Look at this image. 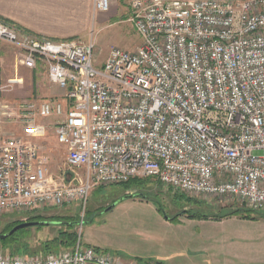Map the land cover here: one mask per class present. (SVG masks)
<instances>
[{
	"label": "built area",
	"instance_id": "obj_1",
	"mask_svg": "<svg viewBox=\"0 0 264 264\" xmlns=\"http://www.w3.org/2000/svg\"><path fill=\"white\" fill-rule=\"evenodd\" d=\"M128 6L141 44L112 47L101 63L92 39L39 38L0 18V41L20 65L42 64L64 92L0 99V215L84 208L95 187L133 178L264 212V0ZM50 118L66 150L57 176L38 143ZM78 235L70 248L0 254V264H124Z\"/></svg>",
	"mask_w": 264,
	"mask_h": 264
},
{
	"label": "crops",
	"instance_id": "obj_2",
	"mask_svg": "<svg viewBox=\"0 0 264 264\" xmlns=\"http://www.w3.org/2000/svg\"><path fill=\"white\" fill-rule=\"evenodd\" d=\"M128 7V0H110L107 12H94L92 0H0V18L39 38H73L84 36L82 33L89 30L91 23L103 24L116 16L128 15ZM3 65L10 66L11 70L14 65L22 66L16 50L0 41V73L6 70ZM38 67L45 73L42 64L29 70L34 72ZM32 79L31 75L30 81ZM2 82L0 99L14 101L10 98L33 95V89L22 94L24 88H19L20 83H10L12 87L7 88ZM7 91L12 92L11 97L5 94ZM149 209L151 216L144 219L153 224H144L143 218L136 216L137 219L127 222L124 228H115L116 231L101 229L104 237L99 238L96 228H89L85 245L109 252L124 264H235V252L242 247L246 249L253 243L251 240H257L255 244L264 250L263 217L250 220L180 217L173 221L155 208ZM108 232L111 240L107 238Z\"/></svg>",
	"mask_w": 264,
	"mask_h": 264
},
{
	"label": "rangeland",
	"instance_id": "obj_3",
	"mask_svg": "<svg viewBox=\"0 0 264 264\" xmlns=\"http://www.w3.org/2000/svg\"><path fill=\"white\" fill-rule=\"evenodd\" d=\"M127 16L128 15L124 17L116 16L103 24L91 23L89 30L82 33L84 36L73 38L81 41L92 39L94 42V53L98 63L104 61L112 47L133 51L141 44V38L128 22ZM3 67H6V65H3ZM7 67L5 71L0 73V83L2 80V83L8 86L7 88L12 87L9 86L10 83L14 85L20 83L22 86L19 88H24L21 92L22 94L33 89L32 97L34 98L62 99L63 90L50 84L45 77L44 70L40 67L34 72H31L25 66L17 67L14 65L13 70H11L10 66ZM31 75L34 78L32 79L33 82L32 80L30 81ZM11 93V91H7L5 94L11 97ZM46 93H48V95H46ZM26 96L27 95H22L17 98L11 97L10 99L23 100L28 98V96ZM43 121L48 125V132L46 137L39 140L38 143L44 155L49 157V173L57 176L65 167L66 150L64 146L56 140L55 129L52 126L55 118L45 119ZM132 193H138L139 195L130 197L131 199L124 198ZM121 198L124 199L121 200ZM140 202H145L147 204H141ZM111 204H114V206L106 210ZM151 207L155 208L157 211L159 207L163 213L171 217L180 214L178 218H187L190 214L195 213L212 217L222 215L235 208L247 209L223 197L183 193L164 186L153 178H146L140 185H133L128 189L124 184H108L95 187L89 192L84 208L76 202H73L69 205L57 208H45L40 212L2 214L0 215V234L14 223L27 221L34 216H40L44 219L50 217H58L60 219L69 217L78 219L76 232L78 234L80 233L81 242L85 244L89 228H96V237L99 238L104 237V235L102 236L101 234V229L113 228V230L116 231L115 228H124V226L128 224L127 222L137 219L138 217L143 218L144 224H146V222L153 224L148 219H144L151 216V212H149V208ZM261 213L264 212H250V216L248 217L232 214L222 218L230 219L231 217H239L250 220L261 217ZM166 215L163 216L165 217ZM80 221L81 224H79ZM63 228L64 227L60 225L29 227L25 235L17 236L14 240L6 242L0 241V254H43L44 243L55 238L59 230ZM107 236V238L111 240L112 235H109V232ZM114 237L116 238V232L114 233ZM252 241L253 243L248 244L246 249L242 247L235 252L236 255L233 256L235 264H264V250L255 244L257 240H251V242ZM62 245L63 244L59 245L56 250L65 248L62 247Z\"/></svg>",
	"mask_w": 264,
	"mask_h": 264
},
{
	"label": "trees",
	"instance_id": "obj_4",
	"mask_svg": "<svg viewBox=\"0 0 264 264\" xmlns=\"http://www.w3.org/2000/svg\"><path fill=\"white\" fill-rule=\"evenodd\" d=\"M143 181H144V179H141V178H133V179H131L128 182L123 183V184L128 189L129 187H131L133 185H137V186L140 185L141 183H143ZM137 195H139V194L138 193H132V194H129L127 196L134 197ZM157 209L160 213H162L163 215H166L165 213H163V211H161V209L159 207ZM250 212H254V211L250 210V209L235 208V209H232V210H230V211H228L222 215H216V216H212V217L222 218L224 216L232 215V214H239L241 217H248V216H250L249 215ZM179 215L180 214L174 215L172 217L167 216V219L174 221V220H177ZM260 216L264 218V213H261ZM188 217L189 218H191V217L201 218V217H209V216L205 215V214H196L195 213V214H190ZM27 221H57L58 222L57 224H45V225L43 224V225H37V226L60 225V226L64 227L62 230H59L58 235L55 238L48 240L44 243L43 254H46V253L51 252V251H55L58 248V246L61 244H63L62 247L70 248L76 243V241L79 237L78 233L76 232V226L78 223V219L69 218V217H66L63 219L62 218L60 219L58 217H50V218L44 219L40 216H34V217L29 218ZM17 223H20V222H17ZM17 223H14L13 225L9 226L3 233L8 232ZM28 228H23V229L17 230L12 235H10L4 239H0V241L6 242V241L14 240L17 236L25 235L27 233L26 230Z\"/></svg>",
	"mask_w": 264,
	"mask_h": 264
},
{
	"label": "water",
	"instance_id": "obj_5",
	"mask_svg": "<svg viewBox=\"0 0 264 264\" xmlns=\"http://www.w3.org/2000/svg\"><path fill=\"white\" fill-rule=\"evenodd\" d=\"M130 197L131 196H125L124 198H130ZM124 198H121V200H123ZM113 206H114V204H111L110 206H108L106 208V210H109ZM165 218H167V216H165ZM57 223H58L57 221H23V222H20V223H17L16 225H14L8 232L0 234V239H4V238L12 235L17 230H20V229H23L26 227H32V226L43 225V224L44 225L45 224H57Z\"/></svg>",
	"mask_w": 264,
	"mask_h": 264
}]
</instances>
